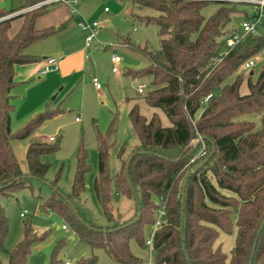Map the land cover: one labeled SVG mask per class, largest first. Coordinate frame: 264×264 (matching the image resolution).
Listing matches in <instances>:
<instances>
[{
	"label": "trees",
	"instance_id": "16d2710c",
	"mask_svg": "<svg viewBox=\"0 0 264 264\" xmlns=\"http://www.w3.org/2000/svg\"><path fill=\"white\" fill-rule=\"evenodd\" d=\"M40 1L27 0L25 6L17 10H0V195L3 197L32 187L34 180H45L50 164L42 162L41 157L60 148L55 138L53 143H48L32 137L60 112L59 108H47L18 133L12 130L15 107L11 100L12 91L18 85L17 66L39 62L37 57L27 55L26 49L66 26L64 23L36 29V20L47 12L48 6L6 18ZM210 2L219 6L205 18L202 9ZM132 6L157 13L142 16V19L158 26L161 48L152 53L147 48L137 47L148 65L127 74L134 78L152 77L153 90L142 99L149 107L162 111L170 126L164 127L158 114L148 119L141 114L139 105H134L129 118L140 146L127 157L124 156L126 145L121 147L118 154L121 167L115 180L108 168L112 143L98 136L99 173L94 187L107 219L114 222L112 226L96 227L84 221L86 226L81 222L69 203L57 195L60 172L51 184L53 196L43 209L56 210L89 245L104 248L120 264L139 263L130 251V241L135 239L147 247L144 232L152 230L159 209H163L164 218L153 240L156 264H264V66L256 78L254 73L248 76L249 93H240L244 82L240 71L263 50L264 34L247 35L233 48H226V40L233 32L228 28L233 16L249 17L244 3L132 0ZM17 18L21 19V25L11 36V23ZM124 44L130 46L129 39ZM233 77L234 81L228 84ZM208 95L212 96L206 103ZM252 114L261 115L259 129L253 121L243 120ZM31 137L26 157L28 174L25 175L14 154L12 141ZM199 137L206 139L207 154L191 163L200 147ZM87 157L81 146L76 155L73 198L85 192V176L90 170ZM208 157V163L188 179L182 203L187 174ZM114 185L135 202V215L128 222L116 221L111 213ZM136 200L139 201V217ZM232 214L236 215L237 236L228 258L216 242L219 231H232ZM7 236L8 218L0 207V264H3L1 254L5 252ZM44 239L45 234L38 235L31 222L24 223L22 240L7 252L9 264H28L33 246ZM64 241L57 244L50 264H57V252ZM94 261V258L85 259L78 264H94Z\"/></svg>",
	"mask_w": 264,
	"mask_h": 264
},
{
	"label": "rangeland",
	"instance_id": "374dc122",
	"mask_svg": "<svg viewBox=\"0 0 264 264\" xmlns=\"http://www.w3.org/2000/svg\"><path fill=\"white\" fill-rule=\"evenodd\" d=\"M229 1V0H228ZM27 0H0V10L11 11L25 6ZM60 5H68L75 8L74 17L66 23V26L57 35H53L31 44L25 53L32 52L31 56L38 59L50 58L57 54L72 58L69 70L76 73L60 80L58 76L46 74L27 78L17 75L18 85L12 91V115L13 133H18L32 118L44 112L47 108L60 109L53 118L47 120L44 125L33 134V138L40 141L53 143L50 136L57 139L60 148L57 152L43 155L41 161L50 164V170L45 180L33 181L32 187L23 188L11 197L0 195V207L8 218V236L4 243L5 252L1 254L3 264H9L7 252H11L23 237L24 223L32 224L38 235H44L42 242L36 243L28 264H50L51 257L57 244H64L57 252V264H78L85 259L94 258V264H120L115 261L102 247H92L81 238L73 229L72 224L54 209H43L45 202L53 196L51 184L59 174L56 184L58 197L68 200L70 207L78 218L96 227H110V222L98 201L95 192V181L98 177L99 154L98 136L101 135L112 143L110 149L108 168L111 178L120 170L121 159L118 157L123 145H126L125 157L131 151L140 146V140L134 132L129 118L130 109L138 104L141 114L148 119L158 114L162 125L169 127L170 122L165 114L156 108L149 107L142 99L153 90L152 77L149 75L134 78L127 74L128 71H140L148 65V61L137 47L147 48L156 53L161 48V38L158 26L154 23H146L142 16L155 15L152 11H142L132 6V0H78V5L63 2ZM218 3L210 2L202 9V14L208 18L218 9ZM107 9V11H105ZM135 13L132 15L131 13ZM251 16V9L246 8ZM24 13L18 10L6 18L17 17ZM243 15H234L228 25L231 31H237L241 36L245 34L242 23ZM97 23V31L93 36L92 44L86 48V41L92 34L80 26L86 27ZM48 17L41 16L36 20V29L50 28ZM21 25V19L12 21L9 34L14 36ZM264 34V17L258 29V35ZM129 39L130 46L124 44ZM80 52V53H79ZM116 55L121 58L118 63L119 73L113 72L111 58ZM88 57V59H87ZM254 66L251 69L243 68L244 82L240 87V93H249L247 78L254 73L256 78L264 66V48L254 58ZM17 74L19 73L16 70ZM63 71H61L62 73ZM64 74V72H63ZM96 77L101 84L97 89L93 83ZM234 81L230 78L228 84ZM140 86H145L144 93H139ZM53 88V89H52ZM55 89V91H53ZM53 92V93H52ZM39 110L35 115L29 113ZM32 114V113H31ZM76 118L78 120L76 121ZM253 121L256 129L261 127V115L252 114L243 118ZM31 138L14 139L12 148L25 175L28 174L27 151ZM87 152V166L90 168L85 176V192L79 198H73V182L77 167V152L80 147ZM112 215L116 221L128 222L136 212L133 199L121 194L114 185L112 189ZM24 211V218L20 215ZM232 231L225 233L219 231L216 246L228 257L236 244L237 225L236 215L232 214ZM66 227V230L63 227ZM151 229L144 232V242L151 234ZM130 251L141 262L156 264L155 255H149L146 247L140 245L135 239L130 241Z\"/></svg>",
	"mask_w": 264,
	"mask_h": 264
},
{
	"label": "built area",
	"instance_id": "2783aa9c",
	"mask_svg": "<svg viewBox=\"0 0 264 264\" xmlns=\"http://www.w3.org/2000/svg\"><path fill=\"white\" fill-rule=\"evenodd\" d=\"M229 1H232L234 3H244V4L249 5L250 9H251V16L246 18L242 23V29L245 32V34L243 36H241L237 31H233L231 33V35L227 38V40H226V48L227 49H231L234 46H236L238 43L243 41V39L247 35H258V29H259V26L261 25V20L264 17V0H229ZM63 2L73 3L74 6L78 5V0H41L40 2L36 3L35 5H32L26 9H24V13L34 11V10H38L42 7L50 6L52 4L63 3ZM75 11H76L75 8L71 6V13L74 14ZM105 11H107V9ZM80 26L85 30H89L90 33L92 34V36L88 37V39L86 41V47L89 48L92 44L93 36L97 31L98 24L95 22L91 26L88 25L86 27L83 23H80ZM111 62L113 63V72L119 73L120 70H119L117 65H118V63L121 62V58L116 56V55H113L111 58ZM253 66H254V61L251 59L245 64V69H251ZM55 71H58L56 59L55 58H48L45 61V65L39 69L37 74L39 76H43V75H46L50 72H55ZM93 83L97 89L101 88V84L99 83V81L96 77L93 79ZM144 88H145V86H140V88L138 90L140 94L144 93ZM211 96L212 95H208L205 98L206 103L211 98ZM49 140L54 141V137H50ZM198 142L200 144V147H199L195 157L191 160V163H193L196 159L203 157L207 154V145H206L205 141H203V138L199 137ZM26 214H27V211H24L23 213H21L20 216L22 218H24L26 216ZM163 218H164V211H163V209H159L157 212V220H156V222L152 228L150 237L147 240V247L146 248H147L150 256L153 254V240H154L155 234H156L157 230L161 227V225L163 223ZM63 229L66 230V227L64 226ZM66 264H70V262H66ZM143 264H152V263L149 260V262H144Z\"/></svg>",
	"mask_w": 264,
	"mask_h": 264
},
{
	"label": "crops",
	"instance_id": "0c3cea01",
	"mask_svg": "<svg viewBox=\"0 0 264 264\" xmlns=\"http://www.w3.org/2000/svg\"><path fill=\"white\" fill-rule=\"evenodd\" d=\"M60 4L61 3H56V4H52V5L48 6L47 12L43 15V16L48 17V20L51 23L49 25L52 27H58L64 23H68V21H70V19L74 17L75 13L74 14L71 13V6L69 7L68 5L66 6V5H60ZM247 7L250 8L249 5H247L245 8H247ZM17 9H19V8H16L13 10H17ZM243 19L245 20L246 18H243ZM31 54H32V52L27 53V55H31ZM74 56H75V54H71L69 56H63L62 54H57L56 56L50 57V58L56 59L58 71L50 72L49 74H53L55 76H58L59 79L62 81H64L66 78L72 76L71 74L76 73V72L71 73L72 71L69 70V67L73 63L72 58ZM47 59L48 58H42L39 60V62L34 63V64L17 66L16 70L19 71V73L17 75L22 77L24 74L27 73L28 74V76H26L27 78L34 77L38 73L39 69L45 65V61ZM87 59H88V57H87ZM61 71H63L64 74H63V72L61 73ZM53 91H55V89ZM38 111L39 110H35V112H31L32 114L31 113H29V114L35 115L36 113H38ZM77 119L78 118H76V121H77ZM50 137H53V136H50ZM50 137H49V139H50Z\"/></svg>",
	"mask_w": 264,
	"mask_h": 264
},
{
	"label": "water",
	"instance_id": "95a60500",
	"mask_svg": "<svg viewBox=\"0 0 264 264\" xmlns=\"http://www.w3.org/2000/svg\"><path fill=\"white\" fill-rule=\"evenodd\" d=\"M203 141H206V139L203 138ZM213 153H214V150H213ZM213 153H212V154H213ZM135 154H136V153H135ZM135 154H133L132 157H133ZM208 161H209V157L206 158V159H204V160H203L202 162H200L198 165L192 167V169H191V170L189 171V173L187 174V177H186V179H185V181H184V185H183V192H182V194H183V198H182V203L184 202V193H185V188H186V184H187L188 179H189L193 174H196L200 169H202V168L208 163ZM28 177L33 178L32 176H28ZM133 191H134V193H135V190H133ZM135 198L137 199L136 194H135ZM65 200L68 202L67 199H65ZM136 203L138 204V217H139V216H140L139 201L136 200ZM81 222L84 223L86 226H88V225H87L82 219H81ZM263 225H264V222H263ZM251 261H252V260H251Z\"/></svg>",
	"mask_w": 264,
	"mask_h": 264
}]
</instances>
